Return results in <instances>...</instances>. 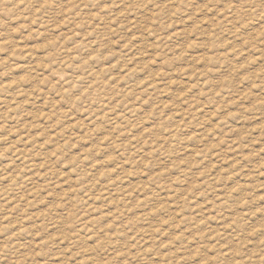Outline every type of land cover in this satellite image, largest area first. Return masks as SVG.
Returning <instances> with one entry per match:
<instances>
[{"label":"rangeland","instance_id":"374dc122","mask_svg":"<svg viewBox=\"0 0 264 264\" xmlns=\"http://www.w3.org/2000/svg\"><path fill=\"white\" fill-rule=\"evenodd\" d=\"M0 251L264 264V0H0Z\"/></svg>","mask_w":264,"mask_h":264},{"label":"bare ground","instance_id":"6f19581e","mask_svg":"<svg viewBox=\"0 0 264 264\" xmlns=\"http://www.w3.org/2000/svg\"><path fill=\"white\" fill-rule=\"evenodd\" d=\"M138 9H139V7H138ZM22 159V158H21ZM22 162V161H21ZM8 198V197H7ZM84 216V215H83ZM93 221V220H92ZM95 221V220H94ZM84 226V225H83ZM78 231V230H77ZM83 231V230H82ZM72 236V235H71ZM12 239V238H11ZM1 252V251H0Z\"/></svg>","mask_w":264,"mask_h":264}]
</instances>
